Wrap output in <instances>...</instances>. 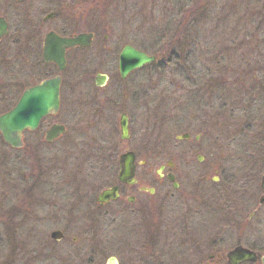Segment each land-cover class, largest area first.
Listing matches in <instances>:
<instances>
[{
    "label": "flooded vegetation",
    "instance_id": "obj_1",
    "mask_svg": "<svg viewBox=\"0 0 264 264\" xmlns=\"http://www.w3.org/2000/svg\"><path fill=\"white\" fill-rule=\"evenodd\" d=\"M116 1L0 0V21L7 26L6 35L0 39V65L4 61L7 64L6 98L9 103H14L6 113L15 108L27 90L46 80L61 78L58 112L43 118L35 130L26 129L22 133L21 147H13L3 141L7 162L11 167L18 166L7 170L9 184L16 185H11L12 197L8 198L6 233L13 235L18 242L7 243L5 264H27L29 253L19 235L25 234L26 240L31 231L42 235V244L38 235L39 250L45 252L46 262L55 264H171L180 259L183 264H231L229 253L237 248L247 250L246 254L233 257L234 260L244 258L238 264H264V0H148V6L145 1L142 4L150 10L151 18H156L154 21H164L167 25L174 23L178 27L195 21L200 23L203 12L209 10L226 11L237 5L246 10L247 35L243 37L241 47L247 50V74L244 75L247 84L240 82L247 91L245 121L251 126L256 121L254 116L261 118V147L240 149L217 146L214 142L220 137L219 114L224 112L221 109L225 107L217 105L214 117L217 121V140H213L212 146L207 148L211 159L208 161L198 154L196 162L192 159L190 163L188 158L199 153L198 149L174 145L167 162L159 167L150 163L148 158H141L136 145L124 149L122 143L131 137V117L121 109L117 124L115 111L118 106L114 102L108 101L104 108L97 109L96 114L95 100L80 102L71 99L65 103L61 98L70 75H86L91 71L93 61L89 51L98 38V34L91 30V14L105 5L118 12V5H114ZM132 7L139 9L138 0ZM121 11L127 12L125 6H121ZM189 13L195 18H188ZM133 24L132 19L131 26ZM51 34L59 39H73L81 35H89L90 38L84 45L65 49V67L60 69L56 62L44 58L46 40ZM196 39L195 34L174 35L167 42V50L159 48L157 53L151 54L133 43L104 35L98 47L114 60L113 63L116 62L122 81L120 56L130 46L154 60L131 72L127 79L132 74L158 66L179 76V79L170 78V84H177L178 80L180 89L187 90V85L198 87V80H204L203 74H219V71L211 70L208 57L197 50L203 41L199 43ZM229 41L234 42L232 38ZM173 42L177 47L181 45L183 50H174ZM197 42L199 44L195 45ZM187 48L196 50L188 51ZM38 71L44 78L33 80ZM229 74H234L232 69ZM105 77L106 85L109 77ZM222 83L216 78L206 85L218 91ZM231 85L235 88L236 84L233 82ZM120 95L118 93V97ZM134 104L136 110L141 108L139 115L144 111L142 107L149 106L142 100ZM226 107L230 109L229 113L236 110L235 105ZM123 116L128 121L127 140L122 138ZM55 125L63 126L65 130L49 140L48 133ZM117 127L120 140L117 138ZM191 138L189 133L176 137L182 141H191ZM200 139V134L195 136L196 143ZM125 153L133 155V184L119 179L121 157ZM226 153H229L228 156H224ZM229 160H242L244 163H240L237 170L229 167ZM154 171L162 186L168 187L165 194L159 196V201L147 197L156 196ZM109 176L112 177L110 183L101 185L100 182ZM112 189H116L117 198L101 202L102 194ZM210 190L211 194L214 193L211 197L216 200L217 225L228 227L230 232L233 228L235 233L232 232L231 238L238 234L232 239L233 247L228 252H223L221 243L216 240L206 245L203 240L199 216L204 197L210 195ZM161 202L168 209L167 217L162 218L161 225V220L157 218L159 225H156L153 211ZM192 205L195 206L194 215L190 211L182 219H171L172 214L176 215L184 207L192 209ZM142 216L145 217L142 219V231L139 228L136 240L128 248L129 243L125 242L130 239L127 231ZM115 231L121 233L122 241L118 252L113 254L110 252V238ZM37 249L32 252L38 256ZM209 249L216 252L211 253Z\"/></svg>",
    "mask_w": 264,
    "mask_h": 264
},
{
    "label": "rangeland",
    "instance_id": "obj_2",
    "mask_svg": "<svg viewBox=\"0 0 264 264\" xmlns=\"http://www.w3.org/2000/svg\"><path fill=\"white\" fill-rule=\"evenodd\" d=\"M136 0H117L114 5H118V12L112 10L107 5L97 8L92 14L91 30L98 34L95 46L89 51V56L93 61L91 65V71L86 75L73 74L70 75V80L67 81V85L62 89L61 98L66 103L67 100H95L96 106L94 113L97 114L98 108H104L108 101L114 102L118 107L115 111V117L117 124L119 123L121 109L131 117L132 131L131 137L128 141H124L122 146L126 147L137 146L141 158H148L149 162L155 167L164 165L167 162L168 156L171 154V148L174 145L184 149H194L199 151L195 156L189 157L188 162H196V156H205L209 161L211 159L207 148L212 146L213 140H217V128L216 120H214L217 105L225 106L221 109L224 111L219 114L220 122V137L219 140L214 142L217 146L221 147H234V148H247L257 149L261 147V118L256 115L251 126L245 121L247 119V112L244 111L247 105V91H244L245 74H247V50L242 48L243 37L247 35V11L242 10L240 5L233 7L231 10L226 11H205L200 19H203L200 23L195 21L193 24L189 23L187 26L178 27L172 23L167 25L164 21H154L150 16V10L146 8L148 0H138V8H133V4ZM145 1V5H142ZM240 1V0H239ZM121 6H125L127 12L121 11ZM148 6V5H147ZM120 8V9H119ZM139 10L138 16L136 15ZM160 14V13H159ZM229 14V16H227ZM102 21H97V19ZM188 18H195L188 14ZM132 19L134 24L132 25ZM222 19H224L222 21ZM227 21L229 23H227ZM188 32V33H187ZM197 35L200 40L203 41L198 46L197 50L203 52L207 56V60H210L211 70L219 71V74L202 75L204 80H198V87L187 85V90L180 89V85L170 84V78L179 79L174 73H168L163 68L153 66L152 70H143L136 74H132L127 80H120L118 75V68L116 62L107 56V53L101 52L99 42L103 40L104 35L114 36V40L123 39L125 42L133 43L134 46H140L142 49L152 53H157L161 48L167 50V42L171 36L174 35ZM233 39L234 42L229 41ZM172 40L174 38L172 37ZM198 42L195 43L199 44ZM152 47L150 48V46ZM98 47V48H97ZM172 48L176 51L183 50L181 45L177 47L176 43H172ZM186 50H196L194 48H187ZM202 50V51H201ZM29 67H32V62L29 60ZM7 64L4 61L0 65V115L7 112L14 103H9L6 98V83L8 81ZM35 69V68H34ZM232 69L234 74H229V70ZM73 69H71V72ZM244 71L246 73H244ZM97 74L107 75L109 80L104 87H98L95 82ZM245 75V76H244ZM44 78L41 72L38 71L36 75V81H40ZM184 79V77H182ZM214 78V79H212ZM218 78V82L223 86L219 90H215L212 87L206 85L210 84ZM247 79V78H246ZM245 80V81H244ZM186 82H189L186 81ZM235 82V88L231 83ZM239 82V83H238ZM243 84L241 85L240 84ZM34 83V82H32ZM73 84V86H72ZM138 84V86H135ZM72 87H71V86ZM140 89V90H138ZM118 93L121 95L118 97ZM142 100L148 102V107H142V111L139 115L140 109H135L136 102ZM79 104V102L77 103ZM95 104V103H94ZM235 105L236 110L228 112L230 110L226 106ZM84 110V109H83ZM109 113V111H108ZM82 115L84 113H81ZM253 114V113H252ZM254 115V114H253ZM252 121V119H251ZM229 125L230 128H229ZM84 129L85 126L83 125ZM228 128L230 129L228 131ZM191 134V141L177 140V136L183 134ZM200 134L201 139L196 143L195 136ZM1 138V137H0ZM117 138L120 140L119 127H117ZM5 146L0 139V264H5L7 260V243H16L18 240L14 236H9L6 233V227L8 226L5 218L6 212L9 207L8 198L12 197L11 185L7 179V170L9 168H16L18 166H10L6 159ZM228 152V151H226ZM239 151H237L238 153ZM225 153V151H224ZM226 153L224 156H228ZM222 157V155H219ZM246 159H247V155ZM51 162V160H49ZM207 163V162H206ZM205 163V165H206ZM240 163H244L242 160H229V167L239 169ZM247 164V163H246ZM155 178L154 187L157 188L156 196H147L152 201H159V196L165 194V190L168 187L162 186V183L158 181V174L153 172ZM112 180V177H107L101 185H107ZM16 185V184H15ZM13 185V186H15ZM220 188V187H219ZM9 189V190H8ZM212 190L209 192L208 197H204V206L199 216L201 221L203 233V240L206 244H210L213 240L217 243H221V249L223 252H228L233 247V233L235 230L232 228L230 232L229 228L223 225H217L218 215L215 205L216 201L213 199ZM212 196V197H211ZM213 199V200H212ZM153 216L155 218L156 225L159 218L160 225L167 217L168 209L162 204H156ZM195 206L192 205V209L184 207L179 210L176 215L172 214L171 219H182L190 211H193L194 215ZM171 214V213H170ZM143 218L135 222L134 225L127 231V239L130 248L133 241L136 240L139 228L142 231ZM168 219V218H167ZM220 219V217H219ZM140 231V232H141ZM233 232V233H232ZM38 233V231H37ZM33 231L28 233L26 240L25 234L19 235L20 241L26 244V248L29 253L27 264H55L46 262L45 252L39 250L40 241L41 244L43 237L41 234H37ZM27 234V233H26ZM39 235V238H38ZM11 238V240H10ZM231 239V240H230ZM121 233L115 231L111 234L110 238V252L117 253L118 246L121 244ZM216 245V244H215ZM36 247L37 255L33 254V249ZM61 250V249H60ZM210 250V249H209ZM209 252H216L215 249ZM50 255L51 253H48ZM180 260H175L171 264H183Z\"/></svg>",
    "mask_w": 264,
    "mask_h": 264
},
{
    "label": "water",
    "instance_id": "obj_3",
    "mask_svg": "<svg viewBox=\"0 0 264 264\" xmlns=\"http://www.w3.org/2000/svg\"><path fill=\"white\" fill-rule=\"evenodd\" d=\"M7 33V26L0 21V39ZM90 36H78L73 39H59L53 34L49 35L46 40L44 58L47 61L56 62L60 69L65 67V49L72 48L76 45H84L89 40ZM153 57H148L132 47L128 46L124 49L120 56V73L125 79L132 71L151 63ZM105 76L99 75L96 79L98 86L105 85ZM60 86L61 78H53L42 82L38 86L27 90L24 96L20 99L17 106L10 112L0 116V132L5 142L13 147H21L22 133L26 129L35 130L40 121L51 114H56L60 106ZM122 138L126 139L128 135V121L126 116L121 119ZM64 132L63 126L55 125L51 128L47 138L54 139ZM134 159L131 153L124 154L121 157L120 181L132 184L134 180ZM264 186V179H263ZM151 192H153L151 190ZM116 189L106 191L102 194L100 201H108L116 199ZM247 250L237 248L229 254L231 264L241 263L242 259L234 260L233 257L246 254Z\"/></svg>",
    "mask_w": 264,
    "mask_h": 264
}]
</instances>
